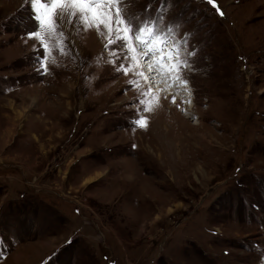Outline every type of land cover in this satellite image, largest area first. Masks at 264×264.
<instances>
[{"label": "rangeland", "instance_id": "1", "mask_svg": "<svg viewBox=\"0 0 264 264\" xmlns=\"http://www.w3.org/2000/svg\"><path fill=\"white\" fill-rule=\"evenodd\" d=\"M215 4L127 0L185 50L159 91L107 33L65 19L62 54L0 0V264H264V0Z\"/></svg>", "mask_w": 264, "mask_h": 264}, {"label": "snow or ice", "instance_id": "2", "mask_svg": "<svg viewBox=\"0 0 264 264\" xmlns=\"http://www.w3.org/2000/svg\"><path fill=\"white\" fill-rule=\"evenodd\" d=\"M30 3L34 12H36L38 21L37 29L28 33L30 38L37 37L39 39L41 31L46 30L49 38L53 36L60 38L58 43L62 54H70L67 52V45L64 44L67 35L62 28L66 19L69 25L83 26L85 31L95 29L98 34L107 33L105 36L107 41L105 50L112 58L108 60V63L115 66L117 72L128 75L130 71L129 67H126L124 63L118 64V61H128L129 64L135 62L139 65L140 61L143 60V63L148 65L147 71L153 72L154 75L149 77L144 71H139L136 75L154 85L155 76L163 74L160 65L164 60V52L163 49L154 48L153 44L154 42L164 44L165 38L173 32V29L167 28V31H165L159 28L156 20L130 13L126 6L127 0H30ZM208 3L216 7L217 12H219L215 0H208ZM37 5L41 6L42 11L37 9ZM220 14L222 15V13ZM137 45H142V47L138 48ZM41 47L45 48L41 64L44 71H47L44 60L48 57L49 52L47 46L43 43H41ZM173 47H178V42L175 40L173 41ZM188 55H194V53L189 52ZM145 57L149 59L158 57V61L154 60L153 63H149L148 59H144ZM103 59V57H98L97 63H101ZM168 59H172L171 50L168 53ZM187 63L186 60L182 61L177 56L172 63V67L169 68V72L175 71L173 78L179 80L183 85H187V80L183 79L180 69L181 67H187ZM129 84H133V81H129ZM151 90L149 88L147 91L141 92L140 95H148ZM172 102L175 103V96L172 97ZM186 102L190 103V101ZM139 103L143 105L145 101L140 100ZM143 111L150 112L152 108L144 107ZM133 124L146 127L147 118L140 116L133 121Z\"/></svg>", "mask_w": 264, "mask_h": 264}, {"label": "bare ground", "instance_id": "3", "mask_svg": "<svg viewBox=\"0 0 264 264\" xmlns=\"http://www.w3.org/2000/svg\"><path fill=\"white\" fill-rule=\"evenodd\" d=\"M147 68H148V65H147V64H144V63H139V65H137V70H138V71H144L145 74H146L147 76L152 77V76L154 75V73H153V72H151L152 74H151V73H148ZM155 78H157V75L155 76ZM158 79H159V78H158ZM141 80H142V82H143L144 84H146V86H150L151 88H152V87H161V88H159V91H160L161 89H163V88H162L163 86H156L155 84H154V85H153V84H149L148 81L145 80L144 78H142ZM157 81H158V80H157ZM155 82H156V80H155ZM161 83H162V82H161ZM157 89H158V88H157ZM153 91L156 92L157 90H156L155 88H153ZM170 91H171V90H170ZM172 91H173V90H172ZM157 92H158V91H157ZM169 96H173V94L169 92Z\"/></svg>", "mask_w": 264, "mask_h": 264}]
</instances>
